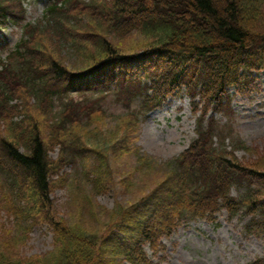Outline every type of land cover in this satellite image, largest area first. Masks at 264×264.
<instances>
[{
    "label": "trees",
    "instance_id": "trees-1",
    "mask_svg": "<svg viewBox=\"0 0 264 264\" xmlns=\"http://www.w3.org/2000/svg\"><path fill=\"white\" fill-rule=\"evenodd\" d=\"M263 4L264 0L54 1L46 23L27 24L22 41L10 53V66L0 68V129L14 136H0L1 217L13 216L18 227L27 228L37 221L34 208L43 214L57 242L51 264H154L145 245L153 252L160 250V239L183 221H213L223 209L230 217L249 215L246 232L263 233L264 165L255 169L240 162L231 151L239 141L231 135L230 124L220 125L213 117L205 120L210 108L226 112L229 104L225 107L221 101L231 86L237 91L246 88L254 79L252 72L264 68ZM22 14L20 0H0V27ZM129 35L147 39L145 48L130 56L120 52L116 39ZM64 49L92 64L68 70L61 63ZM59 81L65 83L54 94L67 91L63 87L68 84L79 92L112 86L109 91L125 95L127 103L140 96L142 113L182 86L202 102L197 137L187 149L165 163L138 153L142 168L155 170L164 164L166 170L158 167L162 178L149 194L127 208L115 207L119 220L103 234L48 216L52 185L60 171L65 177L64 153H72L65 136L74 123L82 126L73 99H65L62 111L52 116L49 89ZM24 108L46 116L49 141L41 137L37 123H30ZM121 118L133 126L139 123L136 111ZM227 137L230 144L225 143ZM55 147L56 159L50 155ZM107 161L106 155L98 157L94 173H84L85 181L80 178L88 182L91 193L105 190ZM232 188L238 190L236 196ZM23 261L0 251V264H45L48 258ZM249 264H264V255Z\"/></svg>",
    "mask_w": 264,
    "mask_h": 264
},
{
    "label": "rangeland",
    "instance_id": "rangeland-1",
    "mask_svg": "<svg viewBox=\"0 0 264 264\" xmlns=\"http://www.w3.org/2000/svg\"><path fill=\"white\" fill-rule=\"evenodd\" d=\"M39 2L46 7L50 0ZM18 25L10 23L1 30L0 62H5L8 49L14 47L20 39ZM116 39L120 41V52L129 56L145 48L147 41L146 37L138 35ZM87 47L90 50L94 48L89 45ZM63 52L61 63L68 70L77 71L92 64L91 60L84 61L83 57L75 55L71 50L64 49ZM252 77V82L240 91L234 87L229 88L227 97L221 101L225 107L228 106L224 103L229 104L228 111L220 112L215 108H210V111H213V120H217L218 124H230L233 130L231 135L239 141L231 149L233 155L243 164H252L257 169L264 165V68L253 71ZM102 95L74 96L73 104L78 109L77 119L82 126L74 123L65 136L66 143L70 144L67 148L72 153H64L67 162L63 167L65 177L60 171L56 183L52 185L49 194L51 210L48 215L53 220L81 225L101 234L119 220L115 207L131 206L157 186L162 178L158 167L163 166V171L166 170L164 164L157 163L171 160L197 137L191 99L184 92L169 96L160 107L146 116L140 115V122L135 126L120 116L129 112L125 107V97ZM130 109L138 110V102L131 103ZM58 110H61V103L55 100L51 107L52 116ZM24 111L30 115V123H37L41 137L49 141L50 122L46 116L28 108H24ZM17 114L18 110L15 117ZM5 134L14 138L12 133L8 135L9 131L1 128L0 136L4 137ZM230 140L231 137H227L225 143L230 144ZM58 153L57 147L50 151L55 159ZM138 153L153 157L157 161V169L142 168L137 164ZM104 155L108 158L106 188L91 193L88 182L82 183L80 178L85 181L84 173H94L98 157ZM2 187L3 180L0 179V193H3ZM231 193L236 196L238 190L232 188ZM31 213L37 221H33L27 228L18 227L13 216L0 215V251L14 260L24 262L48 258L45 264H51L57 246L55 232L43 214L35 208ZM216 217V222L204 219L183 222L170 236L162 239L164 250L158 251L153 261L156 264H248L264 255V232L253 234L244 229L249 215L239 213L229 218L228 213L222 210Z\"/></svg>",
    "mask_w": 264,
    "mask_h": 264
},
{
    "label": "clouds",
    "instance_id": "clouds-1",
    "mask_svg": "<svg viewBox=\"0 0 264 264\" xmlns=\"http://www.w3.org/2000/svg\"><path fill=\"white\" fill-rule=\"evenodd\" d=\"M23 9L22 24L40 25L44 22L47 15L46 7L39 0H20ZM20 32H23L21 27Z\"/></svg>",
    "mask_w": 264,
    "mask_h": 264
}]
</instances>
